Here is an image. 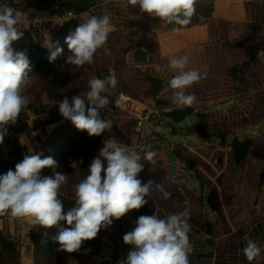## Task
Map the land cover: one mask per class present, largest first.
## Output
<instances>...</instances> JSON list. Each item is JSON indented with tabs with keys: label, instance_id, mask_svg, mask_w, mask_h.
Listing matches in <instances>:
<instances>
[{
	"label": "clouds",
	"instance_id": "9594fccd",
	"mask_svg": "<svg viewBox=\"0 0 264 264\" xmlns=\"http://www.w3.org/2000/svg\"><path fill=\"white\" fill-rule=\"evenodd\" d=\"M132 6H139L142 13L158 17L175 24L173 32L191 22L195 12L194 0H128ZM28 12L11 5H0V144L7 135V126L15 124L22 110L31 104L23 90L31 83L32 68L26 50H16L14 42L23 38L19 25L27 23ZM111 28V17L107 14L92 16L76 27L65 42L70 55L66 64L80 67L93 63L98 49L103 47ZM50 50L49 62H54L63 53V48L50 40L43 44ZM54 49V50H52ZM107 52V49L105 48ZM188 57H169L168 68L176 74L166 83L173 89V103L192 106L197 97L186 89L203 77L197 69H187ZM160 66L157 65V71ZM204 76L207 75L205 72ZM118 83L114 73L104 78L93 77L88 81L85 94L65 97L59 101V112L70 120L78 130L87 131L89 136H100L112 129V121L102 118V109L108 106L111 91ZM115 106L122 107L119 99ZM87 105V107H86ZM157 133L163 130L155 127ZM104 147L90 162L87 175L73 187L75 205L64 212L59 189L68 181V175L56 171L59 166L51 156L41 154L25 155L15 166L0 175V215L10 213L17 218H28L33 226L51 228L64 221L70 227L61 228L54 240L59 251L78 252L84 241L93 240L102 228L113 224L132 210H139L146 204L153 191L164 200L171 197L165 183L149 179L143 182L138 175L144 170L141 156L130 146H122L116 139L105 140ZM155 151L145 150L143 159L155 163ZM105 161L107 166L105 167ZM83 160L79 161L82 164ZM77 162L71 167L79 170ZM53 169V175H42V169ZM103 173V175H102ZM161 216L141 215L132 231L123 236V241L132 248L125 259L118 264H189L191 251L188 233L190 231V209ZM243 249L248 261L255 260L262 251L259 241L245 237Z\"/></svg>",
	"mask_w": 264,
	"mask_h": 264
},
{
	"label": "crops",
	"instance_id": "0c3cea01",
	"mask_svg": "<svg viewBox=\"0 0 264 264\" xmlns=\"http://www.w3.org/2000/svg\"><path fill=\"white\" fill-rule=\"evenodd\" d=\"M95 1H98L97 7L100 9L102 15L107 14L111 17V28L108 40L103 47L97 50L96 54L99 63L102 65V78L114 73L118 80L116 88L111 91L110 101L112 102L105 107L112 113L113 117H119V114L122 113L123 110L135 114L138 117H142L146 113L142 115V113L138 114V112L142 110L147 111V109L150 108L147 102H145L144 106L138 105V102L141 101L134 98L133 91H128L135 89L126 79V72L129 69L137 70L136 80L143 83L144 80L138 77L146 72L161 77H167L160 75V71L164 69L169 70V57L177 56L183 51L196 48L206 49L219 42L223 43L230 40H234L233 42L235 43H233L232 46L235 45V47H237V44L240 42H243L244 45L245 41L239 38L243 35L257 36V38L263 42L264 0H194L195 12L191 17V22L181 27L179 32L172 31V28L176 27L174 23L168 24L158 17L142 13L138 5L132 6L128 4L126 0ZM42 12L45 13V11ZM90 17L92 16L85 15L83 17V22ZM62 23V20L55 21L54 24L56 27L53 31L56 32L57 29L62 26ZM19 27L22 29L21 25H19ZM41 34H43L41 37L45 41V32L42 31ZM238 35L240 36L237 37ZM142 43L148 46L151 65L149 67L127 65V53L133 47ZM122 52H124L125 55V66H123L122 69H118L116 60L119 58L118 55ZM157 65L160 66L159 72L155 73L151 71L152 68L157 67ZM138 70H141V73H139ZM117 99L121 101L122 107L120 108L115 106L114 101ZM145 101H147V99H145ZM169 102H171V100H169ZM261 106H264L263 99L258 100L255 104L257 108ZM123 107H125V109H123ZM51 110L59 112V104L42 101L38 107L21 112L15 124H9L7 126V135L5 136L3 144H0V158L19 160L23 159L25 155L40 154L53 128L44 124V120L49 116ZM124 117H128V115L125 113L117 119L120 120L122 118L124 121ZM212 125L217 127L215 124ZM118 136L115 135L113 138H121V135ZM108 139L109 138H104L103 140L105 141ZM133 143L134 145L136 144V139ZM252 145L246 162L241 164V166H235L234 164L231 167H227L224 164L218 163L217 156L213 161L209 162L211 163L210 167L209 164L200 162L202 160H199L198 156L196 157L191 153L187 154L190 155L188 156L190 158L198 159L199 164L196 165L197 168L201 165L205 168L202 169L201 167L200 171L197 169L199 171L200 183H203V170H205L208 176V178H205V182L207 180L210 182L215 181V179H217V171H219L221 176H228L229 183L236 182L235 185L238 184V182L240 183L245 175H247L248 178L250 177V181L254 182L251 184V182L247 180L241 185V194L245 199H247L250 194H254V200H251L252 209L249 214L241 217V219L230 214L226 215L225 219H220L219 221L211 219L206 211V206L208 204L210 205L213 218H215L216 214L215 210L213 211V207H216V210H222L227 213V201H232L234 196L238 194V191L236 187H231L230 185L227 187L222 184H219L217 189H212V184L206 183L208 186H204L206 201L204 204L206 213L205 219L209 220L213 224V227L215 224L219 227L218 231L213 229V234L208 233L204 224L205 228L203 229H205V231L203 229L200 230V226L193 225L191 222V218L194 216L197 217L196 219L199 222L201 221L199 219L202 209L200 205V191H198V195H200H197L199 197V200H197V213H192L191 199H196L198 197L196 195H189L187 188L179 189L168 183L165 188L172 193L169 199L164 200L160 193L155 195V197L158 198L159 211L163 209L165 210L163 212L169 211V209L165 207H173L177 213L181 212L186 206L185 202H187V207L190 209V231L188 237L191 251L188 253L189 264H264V163L260 161V158L254 159L251 157L253 150L257 152L261 151V153L264 154V149L257 147L259 144L256 142ZM130 147L134 151L141 150L135 149L133 146ZM152 151L157 153L154 157L155 162L158 159L165 160L166 157L163 151L156 149ZM143 156L144 154L141 158ZM228 159H233L230 154ZM248 161L249 163L250 161H254L252 164L260 161L263 164V170L259 172L260 174L251 168L249 169V167L247 168ZM146 164V166H148L151 163L146 162ZM149 167H146V170H149ZM154 170H157L159 175L155 177L153 174L152 179L158 183L164 180L160 177V169L154 167ZM245 171L249 173L246 174ZM252 177H259L258 181ZM165 179L168 178L165 177ZM227 197L230 199H227ZM213 199L216 205L212 203ZM148 204L143 206L145 210ZM153 212H157V210L155 209ZM163 212L161 211L160 213ZM29 224L28 218L13 217L10 213L0 215V229L8 238L13 240L21 239L25 227ZM204 233L208 238L204 237ZM245 237L257 239L262 248L261 254L251 262L246 259L243 253V249L246 245ZM204 240L209 244L208 246L204 245ZM127 250L130 251L131 249L127 248Z\"/></svg>",
	"mask_w": 264,
	"mask_h": 264
},
{
	"label": "rangeland",
	"instance_id": "374dc122",
	"mask_svg": "<svg viewBox=\"0 0 264 264\" xmlns=\"http://www.w3.org/2000/svg\"><path fill=\"white\" fill-rule=\"evenodd\" d=\"M5 2L6 4L10 3L8 5L12 4V1L10 0H0V3ZM126 2L129 4L128 0H126ZM25 28L30 29L29 26H26ZM239 36L240 35L237 37ZM239 38H242V40L245 41L241 48H237L235 45L232 46L235 42H233L234 40H230L223 43L219 42L218 44L206 49H189L179 53L175 57L186 55L188 57V64L186 66L187 69H197L202 74L203 78L199 82L194 83L191 87L186 89L187 93L194 94L197 97L195 103L193 104L196 113L199 114L201 118L206 117L209 123H215L217 130L228 129L241 141L251 138L254 142L259 144L257 147L264 149V106L259 108L255 107L258 100L263 99L264 102V37H262L263 42H261L257 36L243 35ZM123 54L124 52L119 54L118 57H123ZM151 71L155 73L159 72L157 71V67H153ZM205 72L207 73L206 76L203 75ZM159 74L167 76L171 79L176 73L171 70L164 69L161 70ZM136 76L137 70L135 69H129L126 72V79L128 83L135 87V89L128 91H133L134 98L141 101L138 102V105L144 106L145 102H147L150 106V108L147 109L148 112H158V116L162 119L161 124L164 129L161 139L157 142L147 143L144 147L140 148V151L138 150L136 152L142 156L145 150L156 149L163 151L166 157L165 160L158 159L154 164H149L148 166H146L147 161H145L142 157L141 162L144 164V170L138 175V179H141L143 182H147V180L152 179L153 174L155 177L158 176L159 173L157 170H154V167H158L162 173H160V177L164 179L163 181L165 186L170 183L179 189L187 188L189 195L197 196L201 186L195 178V170L190 171L186 169L185 165L178 157L179 152H184L188 148L187 142H184L185 140L182 138L176 139L171 136L167 121L163 117L162 110L155 105L154 99L149 97L150 90L148 83L146 81H143L144 84L139 82L136 80ZM173 91L174 90L167 84L166 90L161 96L171 100V107H186L173 103ZM145 99H147V101H145ZM123 109H125V107H123ZM125 113L128 117H124V122H127L128 124L124 128H121V134H118L117 128L120 124H122L123 120L122 118L120 120L117 118ZM141 113L144 115L146 111L142 110L138 112V114ZM119 117H112L111 115L110 120L112 121V129L107 132V135L104 138L111 139L115 134H117L121 135V139L123 141L128 142L134 137L130 134L128 136H124L123 133L129 128L134 127L132 126L131 121L132 119L136 120L138 116L123 110V112L119 114ZM195 120L196 116H189L182 127H186L187 123L194 124ZM103 139L100 142L99 150L104 147ZM187 141H189L192 146L186 153H191L196 157L198 156L199 160H202L200 162L203 164H209L211 167V163L209 162L213 161L218 154L215 153L214 150L204 152L208 150L207 146L205 143L199 141L195 133H189ZM215 142L218 144V141ZM231 142L232 140L229 139V143ZM252 163H254V161H250V163L248 161L247 168L249 167V169L251 168L258 173L263 170V164L260 161L255 162V164ZM146 167H149V170H146ZM201 167L202 169L204 168V166L201 165L197 169L200 171ZM245 173L248 174L249 172L245 171ZM202 174H204L202 178L204 186L207 185L206 183H211L212 189H217L219 184L226 185L227 187L230 185L231 187H236V190L238 191V194L234 196L232 201H227V213L222 210H216V207H213V211L215 210L216 212L215 218H213L211 215L212 210L210 209V205L208 204L206 206V211L208 215H210L211 219L219 221L220 219H225L226 215L230 214L241 219V217L249 214L252 209L251 200H254V194H250L249 197L245 199L241 194V185L247 180L250 181V177L248 178L247 175L243 176L240 183L238 182V184L235 185L236 182L229 183L228 176H221L219 171L216 172L217 179L213 182L208 180L205 182V178H208L205 170L202 171ZM165 177L168 179H165ZM252 178L258 181L259 177ZM250 182L251 184L254 183L253 181ZM157 194L159 193L153 191L149 197H146L149 204H151L147 205L148 207L146 210L142 207L139 210L130 211L119 220L113 218V224L110 227L102 228L100 230L99 233L103 242L104 253L107 252L108 254L116 255L118 261L126 258L129 252L127 248L131 249L132 246L124 243L123 236L127 232L134 229L135 222L139 216H150L154 213L153 210L155 209L161 216L177 213L173 207H165L169 209L167 212H163L165 211L163 209L159 211V202H157L158 198L155 197ZM227 199L230 198L227 197ZM197 200H199V197L191 199L192 213L198 212ZM212 203L215 204L214 199L212 200ZM161 211L163 213H160ZM196 218V216L191 218L192 224L200 226V230L205 228L203 221H200V223ZM29 226H32V224L30 223L27 225L25 229ZM214 229L215 231H218L219 227L217 224H215ZM203 230L205 231V229ZM204 235L205 238H208L205 233ZM204 245L208 246L209 244L204 240ZM79 252L81 255L70 259L72 264H101L97 258L92 257L91 254L88 253L89 249L87 247L81 248ZM58 253L60 255L63 254L61 251ZM64 256L68 257L66 254H64ZM115 264H118V262Z\"/></svg>",
	"mask_w": 264,
	"mask_h": 264
},
{
	"label": "trees",
	"instance_id": "16d2710c",
	"mask_svg": "<svg viewBox=\"0 0 264 264\" xmlns=\"http://www.w3.org/2000/svg\"><path fill=\"white\" fill-rule=\"evenodd\" d=\"M11 6L18 9L21 5L34 4L39 7L37 16L49 19H62V26L56 32L52 29V23L46 22L40 29H23L24 36L19 41L14 42V49L26 50L32 68L31 83L23 90V94L29 96L31 104L22 110L29 111L38 107L42 101L57 103L65 97L71 98L73 95L86 94L88 91V81L93 77L102 78V65L95 54L93 63L80 67L66 64V59L70 55L65 38L73 31L79 23L83 22L85 15L100 16V9L95 0H10ZM22 1V3H21ZM0 5H6L0 3ZM42 11H45L43 13ZM69 13L74 16L64 18ZM36 17V16H34ZM45 32V41L50 40L54 45L63 48V53L54 62H49L50 50L43 46L45 43L41 37V32ZM54 50V49H52ZM123 57L116 60L118 69L125 66ZM141 73V70H138ZM87 107V106H86ZM102 118L110 120L112 113L104 108L100 113ZM113 117V115H112ZM44 124L53 127L41 151V158L51 156L58 163L56 171L68 175V181L59 189V196L67 201V210L75 205L74 185L87 175L90 162L98 155L99 145L107 135L105 131L100 136H89L87 131L78 130L75 125L65 119L60 112L51 110L44 120ZM117 128V122H116ZM115 128V129H116ZM117 135V134H115ZM114 135V136H115ZM118 136V135H117ZM119 137V136H118ZM120 142L122 139L117 138ZM255 152V153H254ZM251 157L260 158L264 163V154L253 150ZM23 159L11 160L0 158V175L8 170L15 171V166ZM83 160L82 164L79 161ZM79 164V170L71 167V162ZM42 175H53V169H42ZM70 227L66 222L61 221L57 226L44 228L41 226H30L26 228L21 239L13 240L8 238L0 229V264H72L70 259L81 255L80 252L68 253L66 251L60 255L59 244L54 240L61 228ZM87 247L92 257L97 258L103 264L104 250L103 242L98 233L93 240L84 241L81 248ZM64 254L68 255L65 257Z\"/></svg>",
	"mask_w": 264,
	"mask_h": 264
},
{
	"label": "water",
	"instance_id": "95a60500",
	"mask_svg": "<svg viewBox=\"0 0 264 264\" xmlns=\"http://www.w3.org/2000/svg\"><path fill=\"white\" fill-rule=\"evenodd\" d=\"M18 9L27 11L28 16L34 17L39 14V7L34 4L21 5ZM243 42L237 44V48H241ZM126 63L129 66H137V67H148L151 65L150 54L148 46L145 43L139 44L138 46L133 47L126 55ZM141 80H144L150 86L149 97L154 99L155 105L162 110L163 117L167 121V125L170 130V134L174 138H182L187 142V150L191 148V143L187 141V137L189 133H195L196 137L200 142L205 143L207 146L208 152L214 150L218 155V163L224 162L228 160L230 165L241 166L250 154V147L252 146L254 140L251 138L246 139L245 141H241L237 137H235L231 143H229L228 135L226 133H218L217 136L212 135L210 131H207L209 125H206L205 128H200L201 122L193 125L187 123L186 127H182L185 124L186 120L191 115H196L195 107L186 106V107H171L169 99L162 97V93L166 90L167 83L169 81L168 77H161L157 75H153L150 72H146L145 74L138 77ZM213 137V138H212ZM218 141V144L215 142ZM184 152H187L186 150ZM228 152L232 156L233 159H228ZM188 154V153H186ZM178 157L180 159V152L178 153ZM181 161V159H180ZM194 162L190 164L186 169L195 171V177L197 179L198 184L201 186L200 189V205L202 209L200 211V220L203 221L205 227L207 228L208 233L213 234V224L205 219V187L203 183L199 182V171L197 167L195 168V163L198 159H194ZM183 163V161H181ZM184 164V163H183ZM185 165V164H184ZM63 205L64 212H67V201L58 197ZM117 257L108 254L107 252L104 254L103 264L116 263Z\"/></svg>",
	"mask_w": 264,
	"mask_h": 264
},
{
	"label": "built area",
	"instance_id": "2783aa9c",
	"mask_svg": "<svg viewBox=\"0 0 264 264\" xmlns=\"http://www.w3.org/2000/svg\"><path fill=\"white\" fill-rule=\"evenodd\" d=\"M10 4V3H8ZM74 15L72 13H69L64 18H71ZM57 20L62 19H49V18H43L40 16L36 17H30L27 16V23L21 24L23 29L25 30L26 26H29L31 29H40L42 28L44 23L51 22L52 23V29H55L54 22ZM135 119H132L131 124L132 128H129L127 131L123 133L124 136H128L129 134L132 135L134 138L129 140L128 142L120 141L119 143L122 146H133L135 149H140L144 147L147 143L151 142H157L159 139H161V135L164 131L163 126L161 124V117L158 116L157 111H146L145 116L138 117L135 121ZM128 123L122 121V124H120L117 128V133L121 134V128H124ZM155 127H160L163 131L160 133H157L154 131ZM136 139V144L134 145L133 141ZM107 166V162L105 161V167Z\"/></svg>",
	"mask_w": 264,
	"mask_h": 264
},
{
	"label": "flooded vegetation",
	"instance_id": "af4514ba",
	"mask_svg": "<svg viewBox=\"0 0 264 264\" xmlns=\"http://www.w3.org/2000/svg\"><path fill=\"white\" fill-rule=\"evenodd\" d=\"M194 116H196V120H195V122H194V124L193 125H195V124H197V123H199V122H201V124H200V128H205V126L206 125H209V127H208V129H207V131H210L211 133H212V135H213V137L214 136H217V134L218 133H226V134H229L228 135V138L227 139H231V140H233L236 136L230 131V130H228V129H226V130H223V129H221V130H217L216 129V127H214L211 123H209V121L207 120V118L206 117H204V118H201V116L199 115V114H197L196 113V115H194ZM214 123V122H213ZM215 124V123H214ZM212 137V138H213ZM238 138V137H237ZM239 139V138H238ZM186 151H187V149H186ZM229 152H228V156H229ZM188 156H190V155H187L186 154V152H180V159H181V161H183V163L185 164V166L186 167H189L190 166V164H192V162H194L193 160V158H190V157H188ZM217 162V161H216ZM246 162V161H245ZM199 164V162L197 161L196 163H195V168H196V165H198ZM222 164H224L225 166H232V165H230L229 163H228V160H225L224 162H222ZM196 171V170H195ZM260 179H261V177H260Z\"/></svg>",
	"mask_w": 264,
	"mask_h": 264
}]
</instances>
